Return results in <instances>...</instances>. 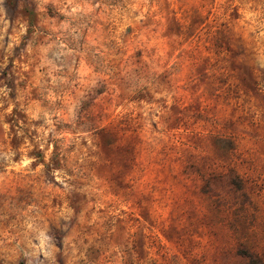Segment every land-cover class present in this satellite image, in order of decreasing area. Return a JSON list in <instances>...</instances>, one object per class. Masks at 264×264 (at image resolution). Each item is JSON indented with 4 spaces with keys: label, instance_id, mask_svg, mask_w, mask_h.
I'll return each instance as SVG.
<instances>
[{
    "label": "rangeland",
    "instance_id": "rangeland-1",
    "mask_svg": "<svg viewBox=\"0 0 264 264\" xmlns=\"http://www.w3.org/2000/svg\"><path fill=\"white\" fill-rule=\"evenodd\" d=\"M251 259L264 0H0V264Z\"/></svg>",
    "mask_w": 264,
    "mask_h": 264
},
{
    "label": "trees",
    "instance_id": "trees-1",
    "mask_svg": "<svg viewBox=\"0 0 264 264\" xmlns=\"http://www.w3.org/2000/svg\"><path fill=\"white\" fill-rule=\"evenodd\" d=\"M217 138L220 139V140H224V142L226 143V146H227L228 149L233 148L232 147L233 145H232V140L231 139H228L227 138V140L225 141V139L223 137H216V139ZM225 143H224V145H225ZM46 167L48 168V165H46ZM188 167L192 169L190 172H194L196 170V168H197L196 167V164L194 162L193 163H189L188 164ZM227 173L231 177V184L238 191H241L243 189L244 185L242 183V178L239 176V174L233 168H229V170H228ZM224 174H226V173H222L221 174V173H213V172H210V173L206 174L204 176V178H206V179H220L221 177H223ZM241 193H244L245 194V191L244 192H241ZM244 202L242 201V202H240V204H245ZM253 257H257V256L253 254ZM246 264H255V261H254V259H251V263H246Z\"/></svg>",
    "mask_w": 264,
    "mask_h": 264
}]
</instances>
